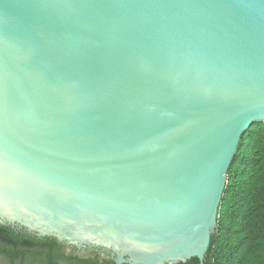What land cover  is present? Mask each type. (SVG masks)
<instances>
[{"label": "water", "instance_id": "obj_1", "mask_svg": "<svg viewBox=\"0 0 264 264\" xmlns=\"http://www.w3.org/2000/svg\"><path fill=\"white\" fill-rule=\"evenodd\" d=\"M253 123L264 0H0V226L203 264Z\"/></svg>", "mask_w": 264, "mask_h": 264}, {"label": "trees", "instance_id": "obj_2", "mask_svg": "<svg viewBox=\"0 0 264 264\" xmlns=\"http://www.w3.org/2000/svg\"><path fill=\"white\" fill-rule=\"evenodd\" d=\"M54 239L0 226V256L8 264H110L65 255ZM113 264V263H111ZM181 264H199L191 259ZM203 264H264V124L243 133L230 164L217 228Z\"/></svg>", "mask_w": 264, "mask_h": 264}, {"label": "flooded vegetation", "instance_id": "obj_3", "mask_svg": "<svg viewBox=\"0 0 264 264\" xmlns=\"http://www.w3.org/2000/svg\"><path fill=\"white\" fill-rule=\"evenodd\" d=\"M61 246V249H62V252H64L65 255H72V256H77L79 258H97L99 261H106L108 263H113L112 261L108 260V259H103V258H100L98 253L94 252L93 250H89V253L85 256V257H82L75 249L73 248H67L63 245H59Z\"/></svg>", "mask_w": 264, "mask_h": 264}, {"label": "rangeland", "instance_id": "obj_4", "mask_svg": "<svg viewBox=\"0 0 264 264\" xmlns=\"http://www.w3.org/2000/svg\"><path fill=\"white\" fill-rule=\"evenodd\" d=\"M0 264H8V262L4 258L0 257ZM28 264H31V263H28Z\"/></svg>", "mask_w": 264, "mask_h": 264}, {"label": "crops", "instance_id": "obj_5", "mask_svg": "<svg viewBox=\"0 0 264 264\" xmlns=\"http://www.w3.org/2000/svg\"><path fill=\"white\" fill-rule=\"evenodd\" d=\"M1 257V256H0Z\"/></svg>", "mask_w": 264, "mask_h": 264}]
</instances>
